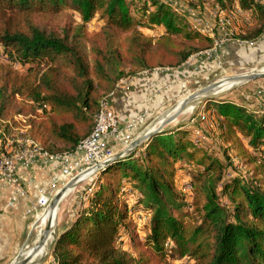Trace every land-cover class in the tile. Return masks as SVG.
Returning a JSON list of instances; mask_svg holds the SVG:
<instances>
[{"label": "trees", "instance_id": "1", "mask_svg": "<svg viewBox=\"0 0 264 264\" xmlns=\"http://www.w3.org/2000/svg\"><path fill=\"white\" fill-rule=\"evenodd\" d=\"M217 2L258 11L241 39L264 33V0ZM134 11H142L139 18ZM93 17L102 24L91 32ZM212 45L162 0H0L7 58L0 62V117L27 116L28 135L44 149L72 151L121 78L177 67ZM240 94L233 90L208 106L224 148L197 146L186 137L191 128L179 125L98 172L87 205L76 207L54 241L56 263L168 264L175 252L195 264H264V113ZM178 161L197 167L186 180L189 202L176 183ZM126 189L135 193L131 204ZM139 206L148 214L141 239L133 217Z\"/></svg>", "mask_w": 264, "mask_h": 264}, {"label": "crops", "instance_id": "2", "mask_svg": "<svg viewBox=\"0 0 264 264\" xmlns=\"http://www.w3.org/2000/svg\"><path fill=\"white\" fill-rule=\"evenodd\" d=\"M228 12L234 16L230 26L232 34L226 35V31L219 29H213L208 33L213 41L224 38L215 56L206 59L203 53L199 52L177 67L156 68L128 76V93L116 89L108 97L109 105L116 117L128 120L143 111L147 122L149 118H154L155 114L163 112L171 105L173 98L181 97L184 80L232 66L243 67L263 62L264 33L255 40L240 37L256 26L258 11L242 9L234 2ZM190 61L194 62V67ZM157 69L166 71L155 73ZM251 106L256 107V104L252 102ZM141 134L143 133L136 129L131 136L136 138ZM118 147V144H114L113 150L119 152ZM57 172V163L50 166L33 165L29 169L19 168L18 173L22 176L25 191L23 196L15 194L12 186H0V264H9L29 239L35 220L27 210L35 202L39 188L46 192L50 191L49 181ZM12 197H15V200L10 206L8 202Z\"/></svg>", "mask_w": 264, "mask_h": 264}, {"label": "rangeland", "instance_id": "3", "mask_svg": "<svg viewBox=\"0 0 264 264\" xmlns=\"http://www.w3.org/2000/svg\"><path fill=\"white\" fill-rule=\"evenodd\" d=\"M164 2L170 3L172 8L176 11L183 12L185 14L186 19L188 20L190 27L199 33V29H201L202 26L209 27L210 29H219L221 30V27L218 25L217 19L220 17H233L231 13L228 12V9L230 8H223L221 7V4L217 2V0H162ZM140 8L142 5H138ZM135 10V9H134ZM146 11L153 10V8H146ZM135 12L136 17L139 18L140 12ZM102 22L97 18L93 17L92 20L87 24V29L91 32L96 31L100 26ZM141 32L145 34H156L158 32H161L160 28H154L153 30H148L145 27L140 28ZM201 34V33H200ZM0 47V62H6L7 58L4 56L1 52ZM194 60V59H193ZM192 64V67H194V62L190 61ZM264 65V61L257 64V65H246L243 67H228L221 70H217L215 72H210L207 75L204 76H198L193 77L190 79H186L183 82V90L182 95L179 98H171V105L167 106L163 112H158L155 114L154 118H149L147 122H145V130H148L150 126L157 124V120L162 115H165L168 113L171 114L172 109L176 106V103H178L181 99L184 97L195 93L197 90L213 83L216 81H219L225 77L239 75L246 72H257L258 69H260ZM17 69L21 70L22 67H20L17 64H14ZM165 69H157L154 72H165ZM129 90V83L127 81V87L125 88V94L128 93ZM233 90L241 91V94L244 96V100L249 102L250 104L255 103L256 107L253 106L254 110H259L264 113V78H257L254 80L244 81L240 82L237 85H234L230 87L229 89L225 90V92L218 94L212 99L218 98L223 94L229 93ZM124 93L123 91H120ZM238 94V93H237ZM240 94V95H241ZM241 95V96H242ZM210 100H198L195 104V107H193L190 111H186L183 113H180L173 121L168 123L163 127V130L170 131L176 128L179 125H183L182 130H185V128H191L188 129L189 133L187 134V138L191 139L192 143L196 144L197 146H209L211 150L216 149V142L220 144L223 148L226 146L221 142V140L216 138V128H215V118L212 115V111L210 110L208 106H210ZM185 110V109H184ZM142 113L145 114V112L142 111ZM12 116L2 117V118H10ZM27 124V123H26ZM159 125V124H158ZM158 125L154 126L156 128ZM188 125V127H186ZM209 132V134L207 133ZM27 136L28 131H27ZM31 137V136H29ZM132 137V136H130ZM35 140V139H34ZM36 142H38L36 140ZM119 152L126 149L127 147L125 144L119 145ZM134 149L129 151V153L133 152ZM228 156L233 160V162L237 163L240 161V158L237 155V152L234 149H229L227 151ZM175 166L177 168L176 170V183L181 190L184 191V194L188 195V186L186 184V180H188L192 174V172L197 168L193 165L183 163V162H176ZM243 173L246 174V171L242 170ZM97 179H98V173L97 174H91L90 176L86 177L85 179L79 181L78 183L74 184L72 187H70V190L62 196L60 201L58 202V205L56 207V219L55 224L52 228V231L50 232L51 237L49 244H48V252L36 263V264H57L56 261L51 256V250L54 244V241L59 233V231L64 227L65 224L69 222L71 219L73 213L76 210V207L79 206V208H83L87 205V199L89 195L92 194L94 189L97 186ZM129 186L128 184H125V187ZM127 189L129 187H126ZM126 191L123 194V197L126 199L128 204H131L135 199V193H131ZM54 195H52L53 197ZM81 200V205H79V202ZM186 201H190L189 195L186 198ZM44 207L36 208V210L32 213V217L35 220L33 223V227L29 236V239L26 241V243L21 247L20 250H22V254L28 250L36 243L37 241V231L39 222L36 220V216L38 213H40L43 210ZM138 210L136 213H134V222H135V229L138 231L140 239L144 236V231L142 230V224L145 221V217L148 218V214L146 211L142 209L141 206L138 207ZM124 240L128 244L130 243L129 237L125 234ZM168 264H195L194 260L188 256H179L177 253L173 252L171 254V257L168 258Z\"/></svg>", "mask_w": 264, "mask_h": 264}, {"label": "built area", "instance_id": "4", "mask_svg": "<svg viewBox=\"0 0 264 264\" xmlns=\"http://www.w3.org/2000/svg\"><path fill=\"white\" fill-rule=\"evenodd\" d=\"M216 23L221 30L226 31V35L232 34V17H220ZM199 31L201 34H208L212 29L202 26ZM223 42L222 37L214 40L211 48L202 51L204 57L209 59L215 56ZM127 81V77L121 78L114 90L125 93ZM111 93L100 102L91 132L72 151L50 153L32 137L27 136V116L16 114L10 118L0 117V186H12L15 194L23 196L25 191L22 176L18 173L19 168L29 169L33 165L50 166L57 163L58 172L49 181L50 191L38 189L35 202L27 210L28 214H32L36 208H46L52 195L70 180L74 179L76 184L91 174L100 172L97 171L98 165L115 153L113 145L125 144L128 147L134 139L130 137L134 130L142 133L148 131L144 128V113H138L128 120L116 117L109 105L108 97ZM14 200L15 197H12L8 205L11 206Z\"/></svg>", "mask_w": 264, "mask_h": 264}, {"label": "water", "instance_id": "5", "mask_svg": "<svg viewBox=\"0 0 264 264\" xmlns=\"http://www.w3.org/2000/svg\"><path fill=\"white\" fill-rule=\"evenodd\" d=\"M262 77H264V72H252L250 74H245V75L239 74V75L225 77L219 81L213 82V83L197 90L195 93H192V94L184 97L183 99H181L178 102L179 105L176 108V110L174 112H172V114H170L169 116H166L165 118H163L161 123L156 128L148 130L147 132H145V133L141 134L140 136L134 138L130 142V144L128 145V147L126 149H124L120 152H115L113 155H111L106 160H104L100 165H98L97 171H101V170L105 169L113 161L128 155L129 151L134 149L136 146L143 144L146 140H148L155 133L163 130V127L165 125H167L168 123H170L171 121H173L180 113H182V111H184V109L186 108V106L190 102H193L195 100H200V99L204 100V101L212 100V98H214L217 95L214 96L211 94L217 89V87L220 85L221 81H223V80H242V82H244V81L254 80V79L262 78ZM74 184H75V180L73 179V180H70L64 186H62L54 194V196L50 200L47 207H49L50 209H55L58 205V202L60 201V199L62 198V196L66 192V190L70 189V187H72ZM50 227H51V223L49 221L44 227L43 235L39 238L37 243L32 246V253L29 256H26L24 258H20V252H21V250H20L19 253L17 254V256L9 264H20V263L21 264H28V262L34 256V254L44 245L46 238L50 234V231H51Z\"/></svg>", "mask_w": 264, "mask_h": 264}, {"label": "bare ground", "instance_id": "6", "mask_svg": "<svg viewBox=\"0 0 264 264\" xmlns=\"http://www.w3.org/2000/svg\"><path fill=\"white\" fill-rule=\"evenodd\" d=\"M257 72H264V65L260 69H258ZM250 73H252V72H250ZM250 73L249 72H246V73H242L241 75L250 74ZM240 82H242V80H223V81H221L220 85L217 87V89L211 95H214L215 96V95H218V94L222 93L223 91L225 92V90L229 89L230 87H232L234 85L239 84ZM197 101L198 100H195L193 102H190L186 106V108L183 111V113L186 112V111L188 112L193 107H195V104L197 103ZM178 105H179V103H176V106L172 109V112H174L176 110V108L178 107ZM172 112H171V114H172ZM169 115L167 113V114L162 115L161 117H159V119L157 120V124L155 123L154 125L150 126V128L148 130L153 129L154 126H156V125H158V124L161 123V121L163 120V118H165L166 116H169ZM69 190L70 189L66 190V192L64 193V195ZM55 219H56V208L55 209H50L49 207H46L40 213L37 214L36 220L39 222L38 230H36L37 231V237H36L37 238V241L43 235L44 227H45V225L49 221L51 223L50 230L52 231V228H53V226L55 224ZM51 237H53V236H50V234H49L48 237L46 238L45 242H44V245L34 254V256L28 262V264H36L48 252V244H49V241H50ZM37 241H36V243H37ZM31 253H32V247L30 248V250L24 252L23 254H22V250H21V252H20V258H24L26 256H29Z\"/></svg>", "mask_w": 264, "mask_h": 264}]
</instances>
